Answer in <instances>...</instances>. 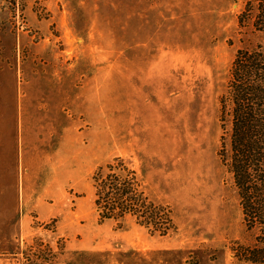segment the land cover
I'll return each mask as SVG.
<instances>
[{"label":"rangeland","instance_id":"rangeland-1","mask_svg":"<svg viewBox=\"0 0 264 264\" xmlns=\"http://www.w3.org/2000/svg\"><path fill=\"white\" fill-rule=\"evenodd\" d=\"M246 0H0V264H252L219 150ZM143 174L174 231L99 221L92 176Z\"/></svg>","mask_w":264,"mask_h":264},{"label":"trees","instance_id":"trees-1","mask_svg":"<svg viewBox=\"0 0 264 264\" xmlns=\"http://www.w3.org/2000/svg\"><path fill=\"white\" fill-rule=\"evenodd\" d=\"M242 19L252 20L264 35V0H246ZM222 135L219 157L230 174L245 230L252 236L235 255L252 264H264V46L237 51L219 100ZM94 208L99 221L126 217L167 237L174 231L170 212L148 197L143 174L122 158L99 167L92 176Z\"/></svg>","mask_w":264,"mask_h":264}]
</instances>
